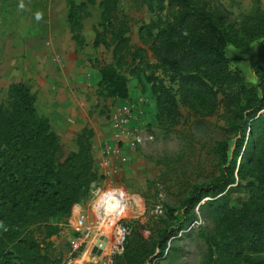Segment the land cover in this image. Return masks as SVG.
I'll list each match as a JSON object with an SVG mask.
<instances>
[{
    "label": "rangeland",
    "instance_id": "374dc122",
    "mask_svg": "<svg viewBox=\"0 0 264 264\" xmlns=\"http://www.w3.org/2000/svg\"><path fill=\"white\" fill-rule=\"evenodd\" d=\"M72 1L77 4L85 0ZM192 1L203 6L213 19L225 42V55L233 46H259L264 39V0ZM67 7V0L0 2L1 24L6 36L3 45L8 44L9 49L12 47L16 51L17 46L26 49L22 50L23 58L18 59L19 62L16 59L0 79V103L6 101L11 82L22 83L33 98L37 114L48 119L51 130L57 135L61 146L58 160L77 149L75 137L83 127L92 131L91 149L95 159L102 141L108 139L112 132L107 114L124 102V99L101 93L98 84L99 68L113 61L112 26H107L106 20L102 19L100 0L79 6L71 26L74 33L81 34L84 44L77 52L74 51V60L79 63L68 62L67 55L62 52H67L69 45L59 36L61 29L69 27ZM184 14L180 6L169 3V0H118V18L113 22L125 29L132 50L138 49L142 56V62L136 60L131 65L136 74L129 73L125 66L123 68L127 76L126 99H144L143 113L130 124V129L141 137V142L124 146L127 162L119 164L120 170L111 184L125 192L126 207L118 217L121 223L138 229L150 248L163 226V220L167 219L165 205L179 207L192 187L208 183L220 174L226 164H230L233 181L217 195H222L221 201L215 205L210 202L212 197H203L192 209V221L168 239L161 254L155 250L149 255L145 264H248V260L264 261V253L252 252L244 245L235 250L222 246L232 238L228 228L230 218L243 209H254L253 191L250 189L253 185L249 183H256L258 172L247 160H244L240 174L237 172L240 155L250 152L246 139L234 166L230 163V154L236 112L239 104L244 105L247 98L259 94L255 88L257 77L253 74L247 79L242 71H237L239 80L236 83H230V87L222 85L230 94L225 102L220 93L210 100L205 99L204 94L199 96L189 90L183 100L177 93L178 113L169 111L164 103H157L153 94V81L162 80L165 85H170V82L158 67L151 48L150 33L157 31L152 25L178 27V33L172 36L180 41L189 31L186 22H182ZM34 29L33 34L38 36L32 34L29 38L30 31ZM95 31L104 33L106 37L105 43L97 47L92 45ZM19 38L20 43L14 45V40ZM69 41L76 49V41L71 38ZM10 53L13 55L15 52L11 49ZM10 59L13 61V56ZM256 70L258 75L263 74L259 77L264 81V65L256 66ZM241 83L249 91L247 98L239 92ZM177 86L173 84L174 88ZM217 88L218 85H213L214 90ZM232 98H239L240 102L231 101ZM261 119L264 126V116ZM219 142L226 147V157L222 162L217 152ZM260 142L257 147L264 151L263 137L262 140L260 137ZM106 185L102 180L94 181L89 197L80 201L90 214L93 235L105 236L110 232L111 216L98 217L94 209L91 210L93 198L100 195L96 190ZM69 216L61 222L54 218L46 222L57 223L59 227L49 237H45L48 228L38 218L22 221L21 225L14 224L10 228L0 222V264H68L73 234L68 226ZM80 259L70 264H99L97 255L89 252ZM114 264L123 263L117 257Z\"/></svg>",
    "mask_w": 264,
    "mask_h": 264
},
{
    "label": "trees",
    "instance_id": "16d2710c",
    "mask_svg": "<svg viewBox=\"0 0 264 264\" xmlns=\"http://www.w3.org/2000/svg\"><path fill=\"white\" fill-rule=\"evenodd\" d=\"M67 2L66 16L70 37L76 41L77 52L84 41L81 34L74 33L71 26L76 17L75 11L92 0L77 4L72 0ZM169 3L184 10L185 18H182V22H186L189 31L178 41L172 36L178 33V27L171 24L152 25L157 31L155 34L150 33L151 48L158 67L170 82V85H165L162 80L157 83L153 81V94L157 103H164L169 107V111L178 113L176 94L180 93L184 100L188 90L196 92L199 96L204 94L207 100L220 93L223 96L222 101L225 102L230 94L222 85L236 83L239 80L237 71L240 70L231 67L232 58L225 55V42L216 24L205 8L192 0H169ZM100 6L102 19L106 20L107 26H112L110 39L113 43V61L99 68L98 84L104 95L125 100L128 87L123 68L125 66L124 69L129 70V73L136 74L131 65L136 60L142 62L141 52L138 49L132 50L125 36V29L113 22L114 18H118V0H100ZM105 39L104 33L95 31L92 45L97 47L105 43ZM263 65L264 39L259 43L256 57L250 60L251 72L258 80L255 88L259 94L247 98L249 91L240 84L239 92L247 99L244 105L239 104V111L236 112L237 121L233 127L234 142L230 154V163L234 166L240 147L246 139L250 152L240 155L237 172H240L244 160L249 164L252 162L253 169L258 172L256 183H249L254 187H250L253 191L251 200L254 209H243V212L230 218L228 228L232 238L222 243L226 249L235 250L244 245L256 253H264V151L263 148L261 150L257 147L262 143L260 137L261 140L262 137L264 139L261 119L264 116V81L259 77L263 74L258 75L256 70V66ZM175 83L177 88L173 87ZM213 85H218V88L214 90ZM231 101L240 102V99L232 98ZM91 136L92 131L83 127L75 137L77 149L58 160L61 146L57 135L50 128L48 119L37 114L33 98L22 83H10L7 99L0 103V222L10 228L22 221L38 218L44 223V227L48 228L45 237L56 233L59 230L58 224L46 222L50 218L59 222L66 220L73 205L89 197L92 183L103 178L98 173L92 156ZM225 149V144L219 142L217 152L221 162L226 157ZM229 165L226 164L220 174L208 183L192 187L181 200L179 207L165 205L167 219L163 220V226L150 248L149 243L142 238L141 232L129 225V234L123 252L117 255L118 259L122 260L123 264H145L155 250L161 254L168 239L192 221V209L197 202L205 196L212 197L210 202L215 205L221 201L222 195H217L233 181L232 168ZM27 212L30 214L27 215ZM260 262L264 261L248 260V264H261Z\"/></svg>",
    "mask_w": 264,
    "mask_h": 264
},
{
    "label": "built area",
    "instance_id": "2783aa9c",
    "mask_svg": "<svg viewBox=\"0 0 264 264\" xmlns=\"http://www.w3.org/2000/svg\"><path fill=\"white\" fill-rule=\"evenodd\" d=\"M143 101L142 97L136 100L125 99L123 103L114 106L107 114L112 132L108 139L102 141L100 151L95 158L98 173L103 177L102 182L107 185L105 188L98 187L96 190V192H100V195L93 198L91 210L94 209L98 217L101 215L111 216L110 232L105 234V241L99 240V237L103 235H93L89 212L77 205L78 203L74 204L68 218V226L73 233L67 255L68 264L80 261V258L88 252L90 254L91 248L98 240L101 254L97 256L96 262L99 264H114L117 255L123 252L126 235L130 230L129 225L121 223L118 217L126 207L125 192L121 187H113L111 184L120 170L119 164L127 162L124 146L141 142V137L130 129V124L138 120L143 113ZM111 198L116 201L114 205H110ZM97 228L99 229L100 226Z\"/></svg>",
    "mask_w": 264,
    "mask_h": 264
},
{
    "label": "crops",
    "instance_id": "0c3cea01",
    "mask_svg": "<svg viewBox=\"0 0 264 264\" xmlns=\"http://www.w3.org/2000/svg\"><path fill=\"white\" fill-rule=\"evenodd\" d=\"M3 1L4 0H0V2H3ZM1 21H2V19L0 18V37L2 36L1 39H0V79H1L2 76H4L3 74H6V71L9 70V68L12 67L11 64H13V62H15L16 59L18 61V59L23 58L22 57V55L24 54L23 51L26 50L23 46H20V44H19V46L22 49L17 46V51H16L15 48L10 47L15 52L13 55H11V53H10L11 49H9V47H8L9 45L6 44L4 46L3 45L4 43H2L3 42V38L6 37V36H5V33L3 32L4 30H3V25L1 24ZM68 28L69 27H65V28L61 29L62 30L61 33H60L61 35H59V36L61 38H63L67 42V44L69 45V48L67 49V52H62V53H64V55H67V58L69 59V60L67 59L68 62H74L75 61L74 60L75 59V55H76L74 53L75 46H74V44L71 41L68 42L69 38H71L70 37V31H69ZM34 31H35V29L30 31L29 38L33 34ZM24 34H26V33H24ZM33 35H34V37L38 36V35H35V34H33ZM24 39L26 40V38H24ZM14 41H16V42H14L13 44L14 45H18V43H20L21 39L19 38V39L14 40ZM257 53H258V46L257 45L256 46H254V45H244V46H241V47L233 46L231 49H229L227 51V53H226L227 55L226 56L229 57V58H232L231 67H235V68L239 69L240 71H242V74H243V76L245 78L250 79L251 76H253V73L251 72V68H250V60L255 58ZM11 56H13V58H14L13 61H11V59H10ZM75 63H79V62L76 60ZM63 71H66V70H63ZM77 205L81 206L80 203H78Z\"/></svg>",
    "mask_w": 264,
    "mask_h": 264
},
{
    "label": "water",
    "instance_id": "95a60500",
    "mask_svg": "<svg viewBox=\"0 0 264 264\" xmlns=\"http://www.w3.org/2000/svg\"><path fill=\"white\" fill-rule=\"evenodd\" d=\"M99 240H103L105 241L106 238L104 236H100ZM99 240L97 241V243L95 245H93V247L91 248V254L93 255H97L99 256L101 254V248L98 246L99 244Z\"/></svg>",
    "mask_w": 264,
    "mask_h": 264
},
{
    "label": "bare ground",
    "instance_id": "6f19581e",
    "mask_svg": "<svg viewBox=\"0 0 264 264\" xmlns=\"http://www.w3.org/2000/svg\"><path fill=\"white\" fill-rule=\"evenodd\" d=\"M109 202H110V205H114L116 203V201L113 198H111Z\"/></svg>",
    "mask_w": 264,
    "mask_h": 264
}]
</instances>
